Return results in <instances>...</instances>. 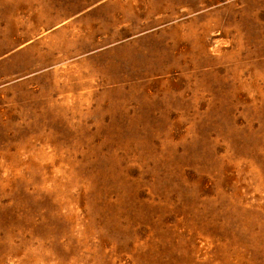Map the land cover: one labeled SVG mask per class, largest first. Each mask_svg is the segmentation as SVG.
<instances>
[{"label":"rangeland","instance_id":"obj_1","mask_svg":"<svg viewBox=\"0 0 264 264\" xmlns=\"http://www.w3.org/2000/svg\"><path fill=\"white\" fill-rule=\"evenodd\" d=\"M0 264H264V0H0Z\"/></svg>","mask_w":264,"mask_h":264}]
</instances>
